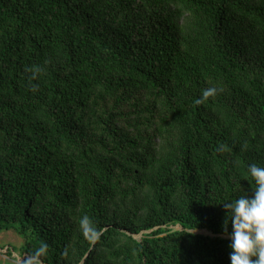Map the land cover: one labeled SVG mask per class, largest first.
<instances>
[{
	"label": "trees",
	"instance_id": "16d2710c",
	"mask_svg": "<svg viewBox=\"0 0 264 264\" xmlns=\"http://www.w3.org/2000/svg\"><path fill=\"white\" fill-rule=\"evenodd\" d=\"M251 164L264 0H0V231L20 264H230L223 204L254 191Z\"/></svg>",
	"mask_w": 264,
	"mask_h": 264
},
{
	"label": "clouds",
	"instance_id": "9594fccd",
	"mask_svg": "<svg viewBox=\"0 0 264 264\" xmlns=\"http://www.w3.org/2000/svg\"><path fill=\"white\" fill-rule=\"evenodd\" d=\"M218 91L216 87L204 89L195 103L201 104ZM249 171L255 179L254 191L223 204L226 217L222 229L230 239V264H264V167L251 164ZM82 223L86 233L91 231L87 218Z\"/></svg>",
	"mask_w": 264,
	"mask_h": 264
},
{
	"label": "rangeland",
	"instance_id": "374dc122",
	"mask_svg": "<svg viewBox=\"0 0 264 264\" xmlns=\"http://www.w3.org/2000/svg\"><path fill=\"white\" fill-rule=\"evenodd\" d=\"M172 227L179 228L178 225ZM135 237L140 236L135 235ZM23 242V237L14 229L0 231V264H20L28 259L21 249Z\"/></svg>",
	"mask_w": 264,
	"mask_h": 264
},
{
	"label": "water",
	"instance_id": "95a60500",
	"mask_svg": "<svg viewBox=\"0 0 264 264\" xmlns=\"http://www.w3.org/2000/svg\"><path fill=\"white\" fill-rule=\"evenodd\" d=\"M155 228H157V227H155ZM154 228V229H155ZM150 230H148V231H146V232H149ZM203 232L204 234H208V235H212L213 236V234L210 232V231H208L207 229H203V230H192V232ZM138 236H141V233L140 234H137Z\"/></svg>",
	"mask_w": 264,
	"mask_h": 264
}]
</instances>
